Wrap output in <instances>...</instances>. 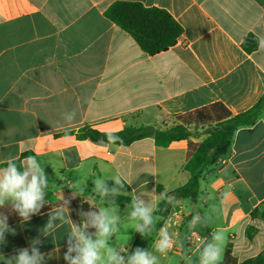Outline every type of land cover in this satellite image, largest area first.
Here are the masks:
<instances>
[{
  "label": "crops",
  "instance_id": "1",
  "mask_svg": "<svg viewBox=\"0 0 264 264\" xmlns=\"http://www.w3.org/2000/svg\"><path fill=\"white\" fill-rule=\"evenodd\" d=\"M118 1L167 11L182 28L177 43L146 53L107 16ZM249 36L257 38L256 50L245 47ZM260 101L264 0H0V169L20 160L23 171L26 158L35 156L49 207L7 225L0 264H16L23 249L31 256L33 246L38 264H70L64 257L77 256L68 250L78 241L57 212L64 209L65 219L82 228L83 203L98 216L107 209L116 217L106 243L124 264L137 248L155 264H201L208 244L221 250L217 263L228 250L238 263L262 254L264 107L253 123L236 129L229 152L204 172L195 199L170 195L190 179L189 140L161 147L154 137L129 145L80 137L85 129L164 130L187 120L195 121L197 143L209 128ZM109 180L130 186L129 205L105 203L100 193ZM139 201L151 216L147 225L138 221L143 234L131 219ZM12 203L6 198L3 205ZM162 230L171 243L163 253L155 247ZM98 232L89 236L93 242ZM193 234L204 241L195 245ZM101 253L104 264H115Z\"/></svg>",
  "mask_w": 264,
  "mask_h": 264
},
{
  "label": "trees",
  "instance_id": "2",
  "mask_svg": "<svg viewBox=\"0 0 264 264\" xmlns=\"http://www.w3.org/2000/svg\"><path fill=\"white\" fill-rule=\"evenodd\" d=\"M106 14L118 26L127 31L141 48L150 55L168 50L177 43L182 34L180 24L167 11L162 9L147 8L139 3L118 1L106 10ZM244 45L248 51L256 50L258 48V40L254 36H249L245 40ZM263 107L264 101H260L246 113L217 123L207 130L205 139L197 143L191 140L197 134V127L194 125L195 121L189 122L187 120H183V124H178L164 130L147 125L140 127L128 126L118 132H101L95 129H85L80 137L114 145H129L147 137H154L156 145L161 147H167L175 141L189 140L185 170L190 173V179L185 185L172 191L170 195L176 198L195 199L199 194L200 181L204 172L229 152L236 129L241 125L253 123ZM191 124L193 129H190ZM110 136L112 137L111 139ZM12 162L17 167L20 166V160ZM130 191V186L125 181L109 180L103 192L105 194L102 197L108 205L124 207L129 205L133 200L129 195ZM40 205L39 210L30 213V216L44 212L49 208L42 201ZM91 214L98 216V211L87 203H83L81 225L82 228L85 224L89 225L84 229L88 236H91L98 230L97 227L91 224ZM0 215L7 217L5 221L7 225L22 220L19 212L13 208V203L1 206ZM217 264H264V252L255 258L238 263L228 250L224 260Z\"/></svg>",
  "mask_w": 264,
  "mask_h": 264
},
{
  "label": "clouds",
  "instance_id": "3",
  "mask_svg": "<svg viewBox=\"0 0 264 264\" xmlns=\"http://www.w3.org/2000/svg\"><path fill=\"white\" fill-rule=\"evenodd\" d=\"M25 163L26 169L23 171L14 162H10L6 168L0 169V206H3L6 198H11L14 202L13 208L19 212L23 221L30 219V213L39 210L43 197L42 188L46 186L45 173L35 156L27 157ZM96 183L99 186L101 181H96ZM100 194L104 195L105 193ZM60 199H63L62 194ZM64 211V209H61L57 212V215L60 216L63 222L71 226L72 235L78 241L75 249L70 247L68 250L69 253L75 250L78 253L77 256L74 259H71L69 255L64 257L70 259V264H104L101 249H104L107 253L109 261H115V264H124L123 257L117 255L115 249L108 247L106 243V237L116 231L115 228L111 227L116 217H109L107 209L102 210L99 216L91 214V224L99 229L95 242L84 230L89 225L85 224L83 228L78 229L70 220L65 219ZM6 219L7 217L0 215V242H3V232L8 228L5 223ZM131 219L136 221L133 227L143 234L144 229L140 227L138 221H143L147 225L151 223V216L149 215V209L143 206L142 201L136 203L135 210L131 213ZM49 228H51V222L45 228V233ZM12 232L15 234L14 230ZM214 239H219V237L214 236ZM155 247L162 253L171 247L169 237L166 233H163V230L162 238L155 242ZM31 251L32 255L29 256L28 249L21 250L19 256L14 257L16 264H38L41 255L35 246L32 247ZM221 256L220 248L208 244L203 250L201 264H217ZM9 264H11V260H9ZM127 264H155V257L137 248L135 254L128 259Z\"/></svg>",
  "mask_w": 264,
  "mask_h": 264
},
{
  "label": "built area",
  "instance_id": "4",
  "mask_svg": "<svg viewBox=\"0 0 264 264\" xmlns=\"http://www.w3.org/2000/svg\"><path fill=\"white\" fill-rule=\"evenodd\" d=\"M204 241V239L202 238V237H200L199 235H196V234H193L192 236H191V242L193 243H195V245L196 244H200V243H202Z\"/></svg>",
  "mask_w": 264,
  "mask_h": 264
},
{
  "label": "rangeland",
  "instance_id": "5",
  "mask_svg": "<svg viewBox=\"0 0 264 264\" xmlns=\"http://www.w3.org/2000/svg\"><path fill=\"white\" fill-rule=\"evenodd\" d=\"M205 139V138H204Z\"/></svg>",
  "mask_w": 264,
  "mask_h": 264
}]
</instances>
